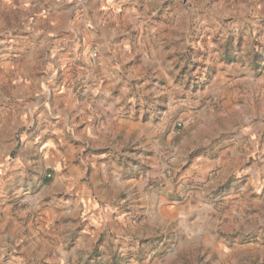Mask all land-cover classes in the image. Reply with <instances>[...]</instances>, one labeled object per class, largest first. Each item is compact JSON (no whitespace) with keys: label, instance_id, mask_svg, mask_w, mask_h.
<instances>
[{"label":"rangeland","instance_id":"1","mask_svg":"<svg viewBox=\"0 0 264 264\" xmlns=\"http://www.w3.org/2000/svg\"><path fill=\"white\" fill-rule=\"evenodd\" d=\"M98 73L115 81L102 99L150 128L111 139L104 175L101 148L78 143L80 188L112 214L75 250L82 210L38 233L46 206L77 195L69 164L40 173L50 136L32 117ZM221 74L242 79L236 94ZM263 78L264 0L0 3V264H264ZM202 155L222 160L192 172Z\"/></svg>","mask_w":264,"mask_h":264},{"label":"crops","instance_id":"2","mask_svg":"<svg viewBox=\"0 0 264 264\" xmlns=\"http://www.w3.org/2000/svg\"><path fill=\"white\" fill-rule=\"evenodd\" d=\"M15 1V0H14ZM13 0H0V3L3 5L14 3ZM64 49V48H63ZM116 50V49H115ZM115 54V53H114ZM90 80V79H89ZM223 80H226L225 82ZM228 78L224 77L223 74L220 75L219 85L221 91L224 95L228 96L231 94H236L238 84L242 80L235 79L231 82H228ZM91 81V80H90ZM89 81V82H90ZM105 80H102L100 74L98 73L96 77L92 79L93 84H88L87 95L80 100L72 92H65L62 94H54L50 109L48 112H39V117L34 119L32 117V123H39L40 126L44 127L41 129V132L47 134L48 139L45 142V145L40 149V161H41V172L44 170L42 168H62L61 163L69 164L72 166L67 172H65V179L71 180L68 185L71 191H75L77 196H71L67 201H62L59 206L62 208H55L54 205L46 206L38 217L39 226L37 229L38 233L40 231L45 233V230H55L56 227H59L61 222V217L63 215H73L75 212H80L82 210V236L79 240L76 239L74 249L80 245L85 246V241H90L95 239L100 234V225H93L105 222L108 219V216L112 212H104V210L98 205H94L87 198L86 191L80 188V179L83 176V170L80 166L74 164V159L77 155L78 148L80 145L78 143L92 144L93 146L100 147L101 151L96 154H92L89 159L92 161L94 166V171L96 174H105L103 166L106 162H103L102 157H108V160L114 156V153L118 148H113L110 146L111 139L116 136L117 133L124 131L126 135H132L135 131H143L147 135V129L150 127L143 125L141 121L133 120L119 114V110L114 111L116 105L114 102H107L105 97L111 87L114 84V80L111 82L104 83ZM264 85V78L263 83ZM237 86V87H235ZM86 94V93H85ZM30 115H34L35 105L30 106ZM116 112V113H115ZM231 112H229L230 114ZM5 122L3 120L0 123V128ZM33 125V124H32ZM37 134L38 139L42 134ZM68 138V141H67ZM37 138L33 137L34 141H38ZM61 143H66L67 146L61 145ZM248 147V145H247ZM231 149L230 147L227 148ZM44 157V158H43ZM197 162L193 164L194 171L205 172L207 171L215 161L222 160L221 158H214L210 155L199 156ZM81 163H84L80 160ZM192 170V169H191ZM115 189V187H113ZM3 225H6V220L3 222ZM93 225V226H92ZM5 231L8 228H4ZM62 228L60 227V232ZM63 232V231H62Z\"/></svg>","mask_w":264,"mask_h":264},{"label":"built area","instance_id":"3","mask_svg":"<svg viewBox=\"0 0 264 264\" xmlns=\"http://www.w3.org/2000/svg\"><path fill=\"white\" fill-rule=\"evenodd\" d=\"M167 158H168V160H169L170 163H173V161H174V157L173 156H169Z\"/></svg>","mask_w":264,"mask_h":264}]
</instances>
